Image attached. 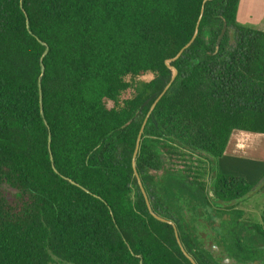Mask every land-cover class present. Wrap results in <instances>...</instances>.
Masks as SVG:
<instances>
[{
    "label": "trees",
    "instance_id": "trees-1",
    "mask_svg": "<svg viewBox=\"0 0 264 264\" xmlns=\"http://www.w3.org/2000/svg\"><path fill=\"white\" fill-rule=\"evenodd\" d=\"M239 2L0 0V264H192L175 230L220 264L173 210L179 179L227 251L264 253L253 186L216 168L234 130L264 133V29Z\"/></svg>",
    "mask_w": 264,
    "mask_h": 264
},
{
    "label": "flooded vegetation",
    "instance_id": "flooded-vegetation-1",
    "mask_svg": "<svg viewBox=\"0 0 264 264\" xmlns=\"http://www.w3.org/2000/svg\"><path fill=\"white\" fill-rule=\"evenodd\" d=\"M217 172H219L218 169ZM220 173H224V172H220ZM225 174H231V173H225ZM231 175H238V174H231ZM211 183H212V179L208 181V185H207L208 188ZM184 184L186 183L179 179L176 180L174 184L172 183L167 186V194L169 195V198L171 199V197H173L175 200V202L172 203L174 212H177L178 215L182 218V220H184L188 229L194 234L196 241H198L200 245L205 244L210 247L209 243L213 241L214 244L219 248V250L221 249V251L226 252L230 258L234 257V255H232L229 251H227L226 248L223 245H221L218 239L216 238V226H215L216 219L214 217V213L212 212L210 206L203 198L199 199L197 197V193L193 194L194 191L188 182L186 185ZM258 184L259 186L257 190L264 189L263 177L255 185ZM208 194H209V190H208ZM248 196H249L248 194L244 196L243 199L239 202V204L243 202L245 198ZM210 198L213 199V201L217 200L216 198L211 196ZM239 204L238 207H240ZM243 209L244 211L249 213L250 217L260 221L263 220L261 204L260 207L258 208V211H256L255 214L248 212L245 208ZM215 252L216 253L218 252V254L221 253L220 251H215ZM234 258H236L237 262H245V263L248 262L247 260H238L237 257ZM251 260H252V264H264V253H260L259 255L254 256Z\"/></svg>",
    "mask_w": 264,
    "mask_h": 264
},
{
    "label": "rangeland",
    "instance_id": "rangeland-1",
    "mask_svg": "<svg viewBox=\"0 0 264 264\" xmlns=\"http://www.w3.org/2000/svg\"><path fill=\"white\" fill-rule=\"evenodd\" d=\"M237 20L242 24H247L259 29H264V0H240L237 10ZM245 147L251 150L253 149V144H248ZM216 168L219 170V172H223L222 160L220 158H218L216 161ZM228 172L231 174L240 173L249 183H255L261 177H263L264 180V163H258L250 160H236L230 163V169ZM169 180L170 179L166 177L165 183L170 182ZM258 186L259 184H254V190L257 189ZM171 200L172 203L175 202L173 197H171ZM260 204L263 215L264 189L257 191L255 190L254 192L251 191L249 196L246 197L245 200L239 204V206L245 208L248 212L255 214L256 211H258ZM252 220L256 221L255 218H253Z\"/></svg>",
    "mask_w": 264,
    "mask_h": 264
},
{
    "label": "crops",
    "instance_id": "crops-1",
    "mask_svg": "<svg viewBox=\"0 0 264 264\" xmlns=\"http://www.w3.org/2000/svg\"><path fill=\"white\" fill-rule=\"evenodd\" d=\"M248 144H253V149H247L245 146ZM220 159L222 160V170L224 173H229L230 163L236 160H250L258 163H264V133L234 130L230 135L229 141ZM237 174L243 176L240 173ZM257 182L248 183L253 185ZM255 190L253 188L251 191L254 192ZM250 193L251 192H249V194Z\"/></svg>",
    "mask_w": 264,
    "mask_h": 264
},
{
    "label": "water",
    "instance_id": "water-1",
    "mask_svg": "<svg viewBox=\"0 0 264 264\" xmlns=\"http://www.w3.org/2000/svg\"><path fill=\"white\" fill-rule=\"evenodd\" d=\"M206 1H208V0H203V4H204ZM202 9H203V8H202ZM27 22H28V20H27ZM223 31H224V28H223V30H222V32H221V35L223 34ZM196 34H197V28L195 29L194 34H193L192 38L188 41V43H187L183 48H181L180 51L178 52V54H177L175 57L171 58V60L174 59V58H176V57L182 52V50H183L185 47H187V46L193 41V39H194V37L196 36ZM219 37H221V36H219ZM46 51H47V46L45 47V50H44V52H43L42 55H44V54L46 53ZM167 64H168V62H167ZM172 69H173V73H172V76H171L170 80H169V81L167 82V84L164 86V88H163L162 92L159 94V96L153 101V103L151 104V106H150V108H149V111H148L146 117L144 118L143 124H142V126H141V128H140V131H139V133H138V136H137L136 147H135V150H134V153H133V157L135 156V154H136V152H137V148H138V144H139V140H140V135H141V132H142V128H143V126H144V123H145V121H146V118H147L148 114H149L150 111L154 108V106H155L156 102L158 101V99L160 98V96L166 91V89L169 87V85L171 84L172 80L174 79L175 75L177 74V70H176V68L172 67ZM43 72H44V65H43L42 57H41V58H40V77H41V75L43 74ZM40 94H41V92H40ZM40 102H41V96H40ZM41 112H42V110H41ZM50 158H52V155H51V154H50ZM132 164H133V168H134L135 176H136V178H137L138 184H139V186H140V189H141V191H142V194H143V196H144V199H145V201H146V204H147V206L150 208V204H149V201H148V198H147L146 192H145V190H144V188H143V186H142V183H141V181H140V178H139V176H138V173H137L136 168H135V165H134V159L132 160ZM72 182H73V181H72ZM209 195L212 196V192H211L210 190H209ZM151 213H152L153 216L156 217L157 219H159V220H161V221H166L165 218H163V217L157 215V214L154 213L153 211H151ZM175 235H176L177 242H178V244H179V246H180L182 252L187 256V258L191 261L192 264H196L195 260H194V259H193V258H192V257H191V256L185 251V250H184V248H183V246H182V244H181V242H180V239H179V237H178V235H177L176 230H175ZM209 245H210V247H211L212 249H214L215 251H218V250H219V248L214 244L213 241H211V242L209 243ZM219 256H220V259H219L218 261H219L220 264H251L250 262H248V263H242V262H240V263H236V261H235L234 258H230V257L227 256L226 253H224V252H221V253L219 254Z\"/></svg>",
    "mask_w": 264,
    "mask_h": 264
}]
</instances>
